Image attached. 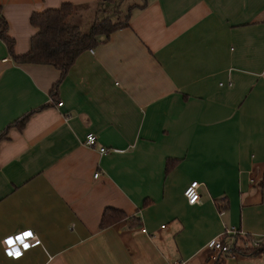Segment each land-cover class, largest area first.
Segmentation results:
<instances>
[{
	"label": "crops",
	"instance_id": "obj_1",
	"mask_svg": "<svg viewBox=\"0 0 264 264\" xmlns=\"http://www.w3.org/2000/svg\"><path fill=\"white\" fill-rule=\"evenodd\" d=\"M130 1L127 25L62 78L0 39V264H215L207 244L225 229L264 246V0ZM120 2L0 10L20 55L33 12L87 4L82 20ZM106 208L125 218L101 228ZM26 230L39 243L8 257L1 240ZM224 264H264V251Z\"/></svg>",
	"mask_w": 264,
	"mask_h": 264
},
{
	"label": "trees",
	"instance_id": "obj_2",
	"mask_svg": "<svg viewBox=\"0 0 264 264\" xmlns=\"http://www.w3.org/2000/svg\"><path fill=\"white\" fill-rule=\"evenodd\" d=\"M83 6L88 5L62 3L58 8L33 12L29 20L35 33L31 36L29 51L20 55L14 53V40L7 33V22L0 10V39L5 43L8 53L15 62L51 65L60 70L62 78L80 53L94 47L102 38H108L113 31L128 23L129 13L121 17L117 7L104 10L100 7V10L94 12L95 16L90 18L92 23L88 31L84 32L81 29V20L78 15V9ZM97 15L103 16L98 18ZM27 118L28 115H25L17 121L16 124L20 129L24 126ZM1 139L2 135H0ZM175 162V160L168 159L166 171ZM216 205L220 209L219 201H216ZM124 218L125 214L122 211L106 208L102 213L99 226L106 228ZM235 236L233 237L235 238ZM251 238L253 236H247V239L251 240ZM258 239L260 245L248 248L243 255L254 256L264 251L261 239Z\"/></svg>",
	"mask_w": 264,
	"mask_h": 264
},
{
	"label": "built area",
	"instance_id": "obj_3",
	"mask_svg": "<svg viewBox=\"0 0 264 264\" xmlns=\"http://www.w3.org/2000/svg\"><path fill=\"white\" fill-rule=\"evenodd\" d=\"M91 53H93L92 49H89ZM58 105H61V102H58ZM84 144L89 147H95L96 145V136L92 132H88L84 137ZM107 149L104 147L99 148V152H106ZM98 173H95L96 177ZM199 183L197 181L191 182L184 190L183 194L186 198V201L189 204H194L199 199L198 189ZM142 232H145V229H141ZM26 233H31L29 230L18 232L9 236H6L1 240V245L4 253L8 257H16L15 252L23 253L25 250L30 248L31 246L38 244L39 239L31 233V235H25ZM239 236L247 240L242 245H237L233 247L231 239L229 237ZM249 234H244L242 232L233 230V229H225L223 234L218 237L212 239L208 244L207 248L210 251V257L212 261L217 264H224V259L226 257L235 256L239 254H243L248 248L256 247L260 245V240L256 237L251 238V240L247 239ZM11 241L12 243H9ZM13 253V254H10Z\"/></svg>",
	"mask_w": 264,
	"mask_h": 264
},
{
	"label": "rangeland",
	"instance_id": "obj_4",
	"mask_svg": "<svg viewBox=\"0 0 264 264\" xmlns=\"http://www.w3.org/2000/svg\"><path fill=\"white\" fill-rule=\"evenodd\" d=\"M134 1L140 3L142 0H134ZM131 2H133V1H130V0L129 1H123V0H121V2L118 4L120 6H118V5H116V6H118V8L120 7L121 12L124 14V13H126V9H127L128 5ZM81 12H82L81 14H84V15L88 16V17L85 16L80 21L82 31L87 32L89 27H90V25H91V23H92V20L89 17L90 16V12H88L86 9L81 10ZM100 16L102 17L103 15H100ZM100 16L98 18H100ZM229 239H231L233 247H236L237 245H242L244 242L247 241V240H245L243 238H240L239 236H235V238L234 237H229Z\"/></svg>",
	"mask_w": 264,
	"mask_h": 264
},
{
	"label": "snow or ice",
	"instance_id": "obj_5",
	"mask_svg": "<svg viewBox=\"0 0 264 264\" xmlns=\"http://www.w3.org/2000/svg\"><path fill=\"white\" fill-rule=\"evenodd\" d=\"M25 235H29V236H30V235H31V233H26ZM9 243H12V242H11V241H9ZM10 254H13V253H10ZM14 254H15V255H17V256H18V255H20V253H19L18 251H17V252H15Z\"/></svg>",
	"mask_w": 264,
	"mask_h": 264
}]
</instances>
